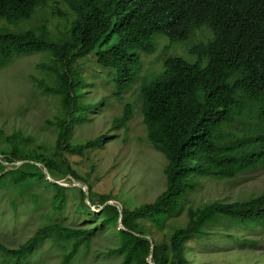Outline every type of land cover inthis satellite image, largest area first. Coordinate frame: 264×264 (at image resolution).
I'll use <instances>...</instances> for the list:
<instances>
[{"label":"trees","instance_id":"1","mask_svg":"<svg viewBox=\"0 0 264 264\" xmlns=\"http://www.w3.org/2000/svg\"><path fill=\"white\" fill-rule=\"evenodd\" d=\"M47 1L0 0V22L6 23L0 25V67L17 55L43 53L45 59L37 65L42 76L32 75L31 81L43 94L58 96L63 110L47 120L56 129L52 145L36 144L21 130L0 128V195L9 196L5 205L0 201V209L3 215L5 207L12 210L7 228L22 230L16 220L24 206L28 216L40 221L16 246L0 234V264H45L46 243L60 257L55 264H84L97 231L119 223V243L109 249L121 257L116 264H152L149 257L154 264H193L188 243L203 244L212 224L264 230V192L191 206L187 223L173 227L162 241L153 240L150 229L163 230L182 213L203 179H236L264 167V0H64L67 28L58 34L46 23L11 28L32 19ZM204 26L212 38L191 49L196 60L168 55L162 72L140 92L147 138L167 160V188L153 202L134 208L108 203L116 196L95 191L90 174L79 173L69 158L85 157L113 136L72 141L74 126L91 120L89 114L107 99L80 101L78 89L89 84L85 59L94 53L98 65L111 70L114 95L121 97L137 81L143 54L154 51V32L175 42ZM134 110L127 102L113 128L127 127ZM15 162L20 165L6 164ZM45 170L54 180L71 176L88 185V193L80 188L77 210L88 212L89 223H96L71 225L60 219L68 210L70 188L49 180ZM92 205L100 210L94 212ZM236 239L257 243L239 234Z\"/></svg>","mask_w":264,"mask_h":264},{"label":"rangeland","instance_id":"2","mask_svg":"<svg viewBox=\"0 0 264 264\" xmlns=\"http://www.w3.org/2000/svg\"><path fill=\"white\" fill-rule=\"evenodd\" d=\"M69 12V7L64 0H48L47 4L40 7L34 17L23 21L18 26H11L14 30L34 28L46 23L56 34L58 29L67 28L63 13ZM6 24L0 22V25ZM212 38V31L204 26L196 30L188 39L172 42L161 32H154L150 42L154 51L143 54V65L140 75L133 86L121 97L114 95L115 85L112 82L110 69L98 65L94 53L85 60V75L89 77L88 86L78 89L82 103H100L94 113H90L91 120L78 123L72 132L73 143H85L95 139L100 134L110 135L105 145L93 149L87 156L69 155L71 163L79 173L87 176L90 174L91 183L98 193H112L116 196L112 202L131 208L143 203L153 202L167 188V178L164 173L167 160L157 151L147 138L146 125L141 111L140 92L142 85L158 76L164 69V60L168 55H177L189 62L197 58L191 49L199 43ZM45 59L43 53L29 56H14L0 67V128L11 133L21 130L25 135H31L36 144L45 143L52 145L56 139V129L48 127V119L54 120L56 115H61L60 98L54 95L43 94L31 81V76H42L37 65ZM84 61V60H83ZM131 102L135 105L134 117L124 128H113V120L123 114L125 105ZM9 168L20 162L6 163ZM46 171V170H45ZM47 172V171H46ZM48 178H51L48 174ZM50 180V179H49ZM69 187V204L66 214L60 219L71 225L89 223L88 212L78 211L80 188L88 193V185L77 181L71 176L57 180ZM264 192V167L241 174L236 179L218 180L205 178L201 186L192 192L190 200L185 204L182 213L171 218L166 228L158 230L150 226L153 240L167 239L173 232V227L184 226L187 221L189 207L203 206L214 200L234 201L248 199ZM52 191L46 196L50 197ZM8 194L0 195L2 204L8 202ZM7 213L3 215L0 209V234L6 237L11 245H18L25 241L39 226L37 216H28L27 211L20 207L19 217L14 228L9 217L12 210L5 207ZM92 210L98 212L100 208L92 205ZM93 215V214H91ZM96 223L95 220L88 225ZM110 227L99 229L92 241L89 258L84 264H116L121 257L112 254L109 249L119 243L117 228ZM210 235L203 244L199 240L188 243V258L193 264H264V230L241 228L233 225L223 227L212 224L209 228ZM246 236L256 240L253 245L238 243L236 235ZM44 263L55 264L59 260L57 252L51 250L49 243L44 245ZM35 264H40L35 261Z\"/></svg>","mask_w":264,"mask_h":264},{"label":"water","instance_id":"3","mask_svg":"<svg viewBox=\"0 0 264 264\" xmlns=\"http://www.w3.org/2000/svg\"><path fill=\"white\" fill-rule=\"evenodd\" d=\"M47 173V178L49 177L48 176V172H46ZM50 175V174H49ZM51 177V176H50ZM48 179H50L51 181H54V182H56V183H59L57 180H54L52 177L51 178H48ZM61 184V183H60ZM62 185H64V184H62ZM89 202V201H88ZM90 203V202H89ZM108 203H112V204H114L112 201H109ZM118 206V205H117ZM123 227V226H122ZM149 261H150V263H152V264H154L152 261H151V258L149 257Z\"/></svg>","mask_w":264,"mask_h":264}]
</instances>
